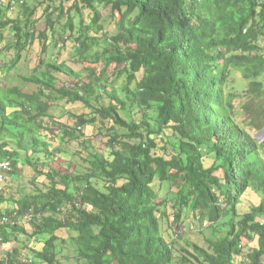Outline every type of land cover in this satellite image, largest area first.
<instances>
[{
    "label": "trees",
    "instance_id": "1",
    "mask_svg": "<svg viewBox=\"0 0 264 264\" xmlns=\"http://www.w3.org/2000/svg\"><path fill=\"white\" fill-rule=\"evenodd\" d=\"M263 38L264 0H0V164L45 187L0 194V264H63L68 240L81 264H264ZM76 141L67 160L89 167L63 172L51 147ZM188 213L202 242L180 233Z\"/></svg>",
    "mask_w": 264,
    "mask_h": 264
},
{
    "label": "rangeland",
    "instance_id": "2",
    "mask_svg": "<svg viewBox=\"0 0 264 264\" xmlns=\"http://www.w3.org/2000/svg\"><path fill=\"white\" fill-rule=\"evenodd\" d=\"M261 46L264 52V38L261 41ZM54 51V50H53ZM35 62H22L20 64V67L17 69L18 72H15V74L19 75H28L31 74L32 72V65ZM3 83H5L3 81ZM14 84H17L19 86H23V84L18 81L17 78H15ZM30 86H25L24 90L29 91ZM233 92L236 94V97L234 99V105L236 107L237 112L239 113L240 116H242V107L247 99L246 95V89L248 88V80L242 75L240 72H235L233 75ZM74 109L73 111H75ZM83 111L82 108L77 109L75 111L76 114H80ZM49 118H47V122H51L52 120H55L56 123H65L72 125L74 124V121L71 119V117L66 116V114L63 113L62 108L59 107H53L51 112H50ZM54 126H56L54 124ZM262 133V132H261ZM88 136H86V139L89 137L91 138V146L92 148L89 149V152L91 153L92 151H102L105 148V142L106 138H103L99 134V130L97 128L96 131L92 130L91 128L88 129L87 131ZM260 134V133H258ZM257 134V135H258ZM261 140L264 141V135L261 137ZM53 142V140H51ZM81 141H76L72 144H70L68 147H63L62 145L60 146L58 142H56L55 145L51 147V150L55 152L57 149L56 153L57 156H60L58 160L54 162V165L60 169L63 172H71L73 170V167L75 164H77V168L80 170H86L87 167H89L88 163H85L79 155H76L73 158V162H69L67 158L72 156V153L81 150ZM62 150L63 152H60ZM41 159L38 160L36 157L34 159V162L39 165V166H46L47 164L49 165V162L46 158L45 155L42 154L40 155ZM57 158V157H56ZM55 159V158H52ZM37 178L29 166L20 167L18 168V172L14 176H9L7 181L3 184V190H6L11 196H14L15 199H20L26 195H35L39 193V189H45L43 186V181L44 178L38 179V183L35 184L33 181L34 179ZM36 185V186H35ZM39 188V189H38ZM4 192V191H3ZM7 194V195H9ZM261 202V197L256 191H250L243 199L241 206L239 207L240 214H244L250 211V208L254 205H259ZM21 223L25 230L28 232H31V225L24 221H19ZM208 227H201L196 220H194V217L191 213H188L184 219L183 222L181 223V228H180V233L184 234L185 238L193 239L196 242L200 240L199 242H202L206 236H210L209 230H207ZM165 233V232H164ZM61 237L69 239V235L67 233L59 232L58 233ZM222 234L217 233V236H221ZM26 237L23 236L22 240L25 242ZM27 241V240H26ZM26 243V242H25ZM26 244H18L16 243V247H21L24 248ZM37 248L42 249L41 244H36ZM13 250L12 243H3L0 244V259L4 258L9 251ZM61 260L63 264H81L77 261L75 258V251L70 244V241L68 240L67 246L64 249V252L61 255Z\"/></svg>",
    "mask_w": 264,
    "mask_h": 264
},
{
    "label": "built area",
    "instance_id": "3",
    "mask_svg": "<svg viewBox=\"0 0 264 264\" xmlns=\"http://www.w3.org/2000/svg\"><path fill=\"white\" fill-rule=\"evenodd\" d=\"M0 194L4 191L3 184L7 179L8 172L12 171V163L10 161H5L0 164ZM4 221H8L7 218H4ZM2 241V238L0 239Z\"/></svg>",
    "mask_w": 264,
    "mask_h": 264
},
{
    "label": "water",
    "instance_id": "4",
    "mask_svg": "<svg viewBox=\"0 0 264 264\" xmlns=\"http://www.w3.org/2000/svg\"><path fill=\"white\" fill-rule=\"evenodd\" d=\"M263 135H264V131H263L262 133L258 134L257 137L260 138V140H261V137H262ZM261 141H263V140H261Z\"/></svg>",
    "mask_w": 264,
    "mask_h": 264
},
{
    "label": "crops",
    "instance_id": "5",
    "mask_svg": "<svg viewBox=\"0 0 264 264\" xmlns=\"http://www.w3.org/2000/svg\"><path fill=\"white\" fill-rule=\"evenodd\" d=\"M7 179H8V176H7ZM7 179H6V180H7Z\"/></svg>",
    "mask_w": 264,
    "mask_h": 264
}]
</instances>
